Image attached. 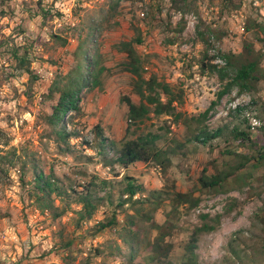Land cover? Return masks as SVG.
<instances>
[{
  "label": "rangeland",
  "instance_id": "374dc122",
  "mask_svg": "<svg viewBox=\"0 0 264 264\" xmlns=\"http://www.w3.org/2000/svg\"><path fill=\"white\" fill-rule=\"evenodd\" d=\"M0 1H5L1 9H10L6 18H0V156L4 157L8 169L6 177L0 174V264H64V257H68L72 264H82L92 249L106 246L108 241L115 239L109 230L92 237V228L114 214L120 202L119 191L124 188V178L128 175L148 191L187 193L194 190V196L200 197V205L181 216L179 228L167 240L173 245L170 258L174 264H181L188 237L194 227L201 224L203 214L220 215L221 226L216 232L199 238L197 254L200 264H235L237 254L252 253L250 247L260 235L258 225L253 224V216L262 201L250 195L247 188L230 193L203 192L198 180L205 170L207 174H213L224 169L234 158L232 153H248V149L239 146L231 136L232 128L249 129L243 112L234 110L231 103L237 98L250 101L247 107L257 112L263 128L264 84L258 93L239 94L234 89L221 100L205 125L212 130L225 125L229 129L224 137L203 146L190 140L195 134V123L187 127L170 116H155L153 113L140 124L129 120L128 107L123 101L130 99L139 104L140 98L134 90L133 76L121 66L127 56L119 52L116 45L133 40L136 29H139L143 43L136 45V49L144 62L145 77L149 79L155 75L159 82L168 83L176 95L182 93L180 111L190 119L202 114L224 86L217 75L200 74L198 63L204 56L205 46L198 40L197 27L202 25V30L209 27L219 35L224 34L220 40L212 36L213 47L209 56L215 61L221 58L219 52L240 53L246 35V21L255 8L260 15L264 14V1L242 0L240 9L229 10L223 8L221 0H197V13L193 11L184 15L186 28L180 36L172 28L182 19V14L170 0ZM38 1L56 11L55 18L46 26L36 16ZM117 1V12L114 16L105 14L107 21H104V29L97 41L109 70L102 87L84 91L82 115L74 113L72 120L68 119L71 114L66 117L68 130L78 131L80 137L70 141L72 154H62L57 144L46 136L44 116L51 113L55 104L47 96L49 88L58 75H66L76 66L74 53L79 46V36L85 38L86 33L81 35V30L87 17L97 16L101 10L109 11ZM57 12L62 16H57ZM52 33L67 36L68 45L58 46L51 40ZM172 40L176 42L172 44ZM256 45L258 49L262 47L259 43ZM14 48L30 50V69L37 77L35 81L32 82L28 74L15 70L10 59ZM162 97L165 101L166 97ZM97 127L118 147L126 139H137L148 133L158 135L160 148L174 150L172 166L164 171L152 162L138 163L127 171L119 165H106L99 154ZM251 132L254 140L264 138L263 129ZM107 153V159L116 157L110 149ZM87 157L92 160L88 162ZM33 159L45 174L54 171L65 185L71 184L79 191L90 182H111L116 186L113 205L107 202L80 230L77 229L78 217L73 211L56 221L48 214H40L28 197L33 187L30 183L32 171L30 169L23 175L21 168L27 161L29 169ZM262 172L261 169L255 171L256 175ZM168 204L167 200L155 213V220L160 224L170 209ZM79 208L73 206L75 210ZM115 212L123 222L124 214L118 210ZM154 235L155 232L152 237ZM68 240H73V245L63 250L62 246ZM142 257H138V264H145ZM100 262V258H93L92 264ZM106 264L122 262L109 260Z\"/></svg>",
  "mask_w": 264,
  "mask_h": 264
},
{
  "label": "trees",
  "instance_id": "16d2710c",
  "mask_svg": "<svg viewBox=\"0 0 264 264\" xmlns=\"http://www.w3.org/2000/svg\"><path fill=\"white\" fill-rule=\"evenodd\" d=\"M173 7L181 12L182 19L177 23L175 32L180 36L186 28L184 15L187 13H197V0H170ZM264 1V0H263ZM224 9H240L242 0H221ZM5 1H0V18H6L10 9H1ZM118 1L105 12L99 11L97 16L87 17L79 36V46L74 53L76 66L66 75H58L49 88L48 98L55 101L51 107V113L45 114L44 124L47 129L46 136L53 140L62 154H72L73 147L70 141L79 138L78 131H69L66 117L72 120L74 113L82 115L81 100L84 91L102 87L103 78L108 72L105 66L104 56L101 52L98 39L103 23L107 21L105 14L114 16L117 12ZM56 11L52 6L43 5L41 1L36 3V16L42 19L46 26L47 22L55 18ZM59 17L61 13L57 12ZM107 14V15H108ZM99 16V17H98ZM203 24V23H202ZM245 39L240 53L219 52L224 66L214 63L215 58L209 56V51L213 47L212 36L220 40L224 34L219 35L209 27L202 30V25L196 29L198 40L205 46L203 58L199 61V71L201 75H217L220 82L224 84L222 90L217 94L210 106L199 116L190 117L180 111L182 105V93L176 95L173 88L168 83L159 82L154 75L147 79L144 75L145 66L142 58L138 54L136 45L143 43V35L136 29V37L129 42H121L116 45L119 52L126 54L127 60L121 65L123 69L134 78V90L140 98V103H133L130 99L125 102L128 107V118L135 124L143 123L150 114L155 116L167 115L174 121L181 122L182 125L191 127L195 123V134L191 141H196L203 146H209L211 142L224 137L228 126H221L214 130L209 129L205 122L210 118L221 100L237 89L239 94L258 93L264 84V14L255 8L251 16L246 21ZM51 40L60 47H66L69 43L67 36L56 33L50 34ZM172 40L171 43H175ZM257 43L262 47L257 48ZM11 60L14 62L15 70L20 74H28L33 82L37 79L31 71L30 50L25 48L20 51L14 48ZM0 85L2 82L0 81ZM166 97L164 101L163 97ZM176 104V105H175ZM246 107H239L237 112L242 113ZM76 116V115H75ZM247 122V120H245ZM98 131L99 154L103 156L106 165H119L124 170H128L137 163H154L167 171L172 166V156L174 150L162 149L157 145L160 137L153 133L140 136L137 139H126L121 142L120 147L104 136L100 127ZM263 129L262 126L258 129ZM231 136L241 147L248 149L247 154L232 153L234 158L225 165L224 169L216 170L213 174H207L205 170L199 177V184L203 192L209 193H230L234 190H244L250 195L258 197L262 201V206L254 214L253 224L258 225L260 235L255 244L250 247L252 253L245 255L237 254L235 264H264V138L257 141L252 138L249 126L248 130L238 127L232 128ZM108 149L114 151L116 157L108 158ZM92 159L87 157V161ZM22 174L26 175L32 171V189L28 193L31 204L40 214H48L53 220H58L69 212L73 211L78 217L77 229L80 230L83 224L93 220L94 216L108 203L113 205L114 192L116 186L107 180L99 183L90 182L86 184L83 191L73 185L65 183L51 171L45 174L38 166L36 160H32L28 169V162L21 165ZM263 170L261 175H256L255 171ZM7 164L4 157L0 156V174L7 176ZM24 182V179H22ZM124 188L119 191L120 202L115 207V211L124 214V221L120 222L116 212L111 217L98 222L93 228L91 236L95 237L104 231H112L115 239L108 241L106 246L95 247L89 253L87 259L82 264H92L93 258H100V264H106L109 260L121 261L122 264H138L137 259L143 256L145 264H174L170 258L172 254V243H168V238H172L175 230L179 228L181 216L187 211L193 210L200 205V197H195L194 190L187 193L165 191H148L143 185L132 176H125ZM103 192V195L100 193ZM149 193L146 195V193ZM168 200L169 210L165 212V221L160 224L155 220V213L161 209ZM60 202L57 205L56 202ZM73 206L80 207L78 210ZM128 208V209H127ZM201 224L195 226L189 235V241L185 246V253L181 264H200L197 246L199 238L203 235L216 232L221 226V216L212 217L210 214L200 216ZM155 232L154 237L152 233ZM73 240H68L62 246L63 250H68L73 245ZM144 253V255H142ZM70 258V257H69ZM64 264H72L68 257L63 258Z\"/></svg>",
  "mask_w": 264,
  "mask_h": 264
},
{
  "label": "built area",
  "instance_id": "2783aa9c",
  "mask_svg": "<svg viewBox=\"0 0 264 264\" xmlns=\"http://www.w3.org/2000/svg\"><path fill=\"white\" fill-rule=\"evenodd\" d=\"M142 16H144V13H142ZM217 59L218 61H215L214 63L220 64V65L225 64L224 61L220 57ZM249 102L250 101H246L244 98L241 101L240 99L237 98L236 101L231 103V107L234 110H237L239 107H246L243 111V116L248 121L251 131H257L262 126V122L260 121L257 115V112L252 107H247L249 105Z\"/></svg>",
  "mask_w": 264,
  "mask_h": 264
},
{
  "label": "crops",
  "instance_id": "0c3cea01",
  "mask_svg": "<svg viewBox=\"0 0 264 264\" xmlns=\"http://www.w3.org/2000/svg\"><path fill=\"white\" fill-rule=\"evenodd\" d=\"M136 165H138V163H137V164H135L134 166H136ZM134 166H133V167H134ZM130 168H132V167H130ZM130 168H129L127 171H129V170H130Z\"/></svg>",
  "mask_w": 264,
  "mask_h": 264
}]
</instances>
